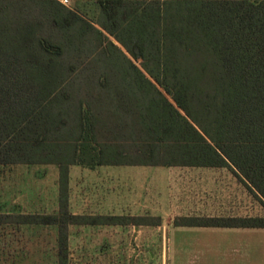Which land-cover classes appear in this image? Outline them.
<instances>
[{"label":"trees","instance_id":"1","mask_svg":"<svg viewBox=\"0 0 264 264\" xmlns=\"http://www.w3.org/2000/svg\"><path fill=\"white\" fill-rule=\"evenodd\" d=\"M100 4L97 28L59 0H0V165L57 163L67 194L69 165L85 163L97 138L92 103L69 91L81 76L78 65L63 56L92 31L123 56L111 37L145 61L154 81L137 69L139 77L121 83L154 82V152L169 154L167 163L229 166L264 201V0ZM81 219L144 221L73 216L67 198L58 215L0 212V225H58V264H69L68 225ZM175 223L264 228V217Z\"/></svg>","mask_w":264,"mask_h":264},{"label":"crops","instance_id":"2","mask_svg":"<svg viewBox=\"0 0 264 264\" xmlns=\"http://www.w3.org/2000/svg\"><path fill=\"white\" fill-rule=\"evenodd\" d=\"M156 86L163 90L160 85ZM91 89L108 92L103 94L102 102L97 103L98 108H94L93 104L91 106L92 134L97 142L92 141L91 147H88L85 163L69 165L66 195L59 164L6 165L24 167L33 178L29 181L39 185L37 191L26 189L20 197L23 202L37 198L31 205L38 206L39 211L24 208L20 211L22 214L58 215L62 198H67L68 210L73 216L144 219L139 223L129 219L101 222L81 219L70 223L69 264H126L128 261L127 264H154L155 249L164 250L165 264H170L169 236L173 230L191 228V231L227 233L238 237L264 229L177 225L176 220L188 217H249L237 213V206L234 205L240 183L238 175L229 166L167 163L169 154L154 152V108L136 106L141 97L136 92L154 90V82L93 84ZM96 96H93V103L97 102ZM35 171L38 174H32ZM154 218L160 224H154ZM49 226L57 230L58 252V225ZM159 234L161 241H158ZM218 245H205L209 256L219 249ZM176 247L179 252L188 250L185 244H177ZM238 247L243 248V245ZM83 252L100 253L88 260ZM141 252H146L145 259ZM201 256L198 264H228L208 260L207 254ZM252 257L229 264H259ZM175 258L173 264H192L194 261H183L182 253Z\"/></svg>","mask_w":264,"mask_h":264},{"label":"rangeland","instance_id":"3","mask_svg":"<svg viewBox=\"0 0 264 264\" xmlns=\"http://www.w3.org/2000/svg\"><path fill=\"white\" fill-rule=\"evenodd\" d=\"M59 1L61 2V0ZM100 2L101 0H69L64 5L76 11L97 28H100L98 25L102 18ZM111 39L124 50L125 56L133 63L115 50L108 40L105 39L101 42L102 39L99 34L92 31L85 35L84 43L80 39H76L73 46H69L63 56L67 62L78 65L76 75L81 74L78 81L75 82L76 85L71 87L69 91L75 92V97L84 98L91 102L94 108H98V104L97 102L93 103V96L108 92H105V90H92L91 86L93 84L86 83L88 78L95 80L96 77L98 80L102 77V83H121L124 76L128 80L137 78L139 75L137 69L148 74L144 60H142L143 64L139 63V59L133 58L113 37ZM79 55L81 56L79 57ZM150 64L154 67V61H151ZM147 76L152 79L149 74ZM97 80L93 83L97 84ZM152 80L154 81V79ZM136 93L141 96L136 104L137 107L148 108L151 106L154 99V90H142ZM70 106L74 107V103L72 102ZM32 174L36 175L38 171ZM35 175L34 177H36ZM30 179L33 178H31L29 171L24 170V167L0 165V212H13L15 214L24 208L28 211H39L38 206L31 205L37 198H24V202L20 198L26 189H31L30 191L39 189V185L33 183V180L30 182ZM238 180L240 183L234 204L237 206V213L249 217H264V201L254 194L244 181L240 178ZM224 207L225 204L222 206L223 211L225 210ZM234 211L235 209L232 210V212ZM157 221L159 220L154 218V222ZM190 229L186 228L181 231L178 229L170 232V264L176 261L175 256L179 253H182L183 261L193 259L192 264L201 262L199 260L202 257L201 255L205 256L206 254L208 260L212 259L213 262L228 264L233 261L245 260L247 256L252 257L253 255L256 262L264 264V229L259 230L260 232L257 231V233L238 237L227 233H202ZM57 237V230L54 226L37 224L0 225V264H58ZM158 237V241H161L160 234ZM242 242L243 244H241ZM210 243L219 244V249H216L209 256L207 252L209 250L205 245ZM177 244H185L188 250L179 252L176 250ZM242 245L243 248L238 247ZM98 253L100 252H83L82 255L84 258L92 260ZM136 254H139V252H136ZM140 254L143 259L146 258V252ZM239 255H246V257L240 258ZM147 256L149 257V253ZM130 260L133 261L131 257ZM154 264H165L164 250H154Z\"/></svg>","mask_w":264,"mask_h":264},{"label":"built area","instance_id":"4","mask_svg":"<svg viewBox=\"0 0 264 264\" xmlns=\"http://www.w3.org/2000/svg\"><path fill=\"white\" fill-rule=\"evenodd\" d=\"M69 0H61L63 4H66Z\"/></svg>","mask_w":264,"mask_h":264}]
</instances>
